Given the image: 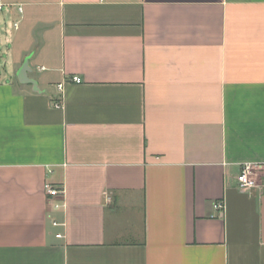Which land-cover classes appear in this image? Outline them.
Returning <instances> with one entry per match:
<instances>
[{"label":"crops","instance_id":"1","mask_svg":"<svg viewBox=\"0 0 264 264\" xmlns=\"http://www.w3.org/2000/svg\"><path fill=\"white\" fill-rule=\"evenodd\" d=\"M0 3V264H264V0Z\"/></svg>","mask_w":264,"mask_h":264},{"label":"built area","instance_id":"2","mask_svg":"<svg viewBox=\"0 0 264 264\" xmlns=\"http://www.w3.org/2000/svg\"><path fill=\"white\" fill-rule=\"evenodd\" d=\"M3 9V4L0 3V11ZM71 80L75 83L81 82V77L74 75L72 76ZM63 87L64 82H61L57 84V89L60 92V96L58 100H54L51 102L52 106L55 108H61L62 107V95H63ZM264 172V164H251V163H244L240 166V171L237 175V182L239 183V186L242 189H252L259 185L257 179L259 178V174ZM44 190L47 195V199L49 202V205L54 210H60L65 208V201L63 198V187L57 186L52 183H45L44 184ZM57 196H61L59 200H55L54 198ZM214 209L216 210H222L223 209V202L221 200L216 201L213 205ZM52 223L54 225H58L61 223H58L57 221L53 220ZM58 237H61V234H57Z\"/></svg>","mask_w":264,"mask_h":264},{"label":"water","instance_id":"3","mask_svg":"<svg viewBox=\"0 0 264 264\" xmlns=\"http://www.w3.org/2000/svg\"><path fill=\"white\" fill-rule=\"evenodd\" d=\"M28 70L29 68L27 66V61H24L22 66L17 72L18 81L21 83L31 84L32 86H34V88H36L37 82L34 79L27 77Z\"/></svg>","mask_w":264,"mask_h":264},{"label":"rangeland","instance_id":"4","mask_svg":"<svg viewBox=\"0 0 264 264\" xmlns=\"http://www.w3.org/2000/svg\"><path fill=\"white\" fill-rule=\"evenodd\" d=\"M259 176H261V174H259ZM258 180H259V178H258Z\"/></svg>","mask_w":264,"mask_h":264}]
</instances>
